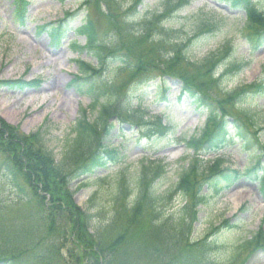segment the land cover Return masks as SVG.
Here are the masks:
<instances>
[{
	"label": "rangeland",
	"instance_id": "obj_1",
	"mask_svg": "<svg viewBox=\"0 0 264 264\" xmlns=\"http://www.w3.org/2000/svg\"><path fill=\"white\" fill-rule=\"evenodd\" d=\"M22 1L25 3L27 21L23 26H19L13 20L14 0H0V148L4 149H0V232L10 233L0 246L13 248L21 243L27 245L20 238L24 234L22 232L26 231L29 220H35L39 237L48 224V230L51 229L47 220L40 222V214L43 213L47 202L52 200L62 206V201L66 200V194L63 193L65 188L67 194L72 195L71 200L75 208L83 211L92 208L88 211L95 215L94 228L104 227L105 238L122 235L123 243H131L123 249L126 255L116 258V262L125 264L130 261H142L140 259L143 254L134 252L137 249L133 244L135 235L148 227V212L143 210L139 212L140 215L137 213V216L123 213L119 221L106 223L112 211L109 202L116 193V181L123 183L131 194L136 189L134 175L144 165V160L162 161L167 166V174L159 184V191L171 188L189 159L187 155L190 152L184 147L183 138L188 139L192 133L198 132L204 124L205 116L197 113L186 101L176 102L175 97L180 90L178 80L177 82L167 79L170 90L166 93L161 90L157 98L154 97L156 90L153 87L148 90L140 86L138 90L141 91L133 92L132 85L143 72L116 71V64L112 61L108 63L109 69L101 68L92 73L93 79L85 82L75 80L76 75L80 76L78 61L92 62L91 66L95 65L89 51H81L72 45V42L76 41L80 48L86 42L83 35L77 36L75 33L85 18V13L79 10L81 0ZM98 1H89L86 16L100 43H106L100 49L105 57L122 52L130 54L132 58L131 53L149 50L146 43H142L139 48L132 47L138 44L131 34L135 32L133 27L140 25L130 28L125 21L126 18L132 19L131 10L128 9L132 4L130 0H124L122 7H116L117 5L112 3L109 8L106 6L110 3L108 0ZM252 1L260 12L264 13V0ZM162 9L163 0H142V4L136 8V14L146 17L159 13ZM66 15H73L68 18L67 24L65 22L69 25L67 32L59 45H52L44 27L66 19ZM209 16L218 22L216 31L207 37L193 40L188 56L192 60H200L209 53H218L225 43L233 49L228 59H222L217 64L215 77L220 74L224 76L215 86L210 82L213 71L203 74L207 83L212 84V91L209 88V92H215V97L212 94L210 97L214 100L217 98L212 104L227 114L237 115L240 107L234 104L235 96L231 93L235 90L239 93L243 87L264 79V39L259 45L254 43L253 37L248 38L245 34L247 32L243 27L246 18L244 13L231 10L226 4L214 0H191L187 7L168 19L164 28L173 29L172 39L192 38L197 23L200 24ZM138 19L139 17L136 18ZM102 34H115L113 42H106ZM141 62L148 63L145 59ZM34 80L40 82L38 87H12ZM89 95L97 97L100 105L114 102L107 118L108 123L112 125L111 134L104 145L118 148L121 152L120 159L115 165L109 164L106 169L96 170L91 180L84 177L71 182L70 175L78 163L73 166L63 163L64 166H61L60 162L65 143L73 137L71 134L76 121L83 117L89 122H95L97 119L99 106H88L91 101ZM134 95H142L143 99L138 101ZM250 102H253V105L245 107V111L262 129L257 133L261 147L256 153L261 163L258 167L261 170L258 174L261 178L264 175V98H255ZM117 116L128 123H121ZM156 118L161 119L160 129L167 125L169 132L147 137L144 131L140 130L141 127L136 125L141 121L154 122ZM36 134L42 139L41 147L34 143L33 135ZM215 156L223 157L225 166L230 165L234 170L241 171L252 165L248 153L241 151L238 143L218 151ZM214 158V154L207 151L204 162ZM19 163H25L26 167L20 168ZM29 163L32 168L37 167L34 168L35 171L28 167ZM243 174L245 175L237 181L219 189V196L211 208L206 204L193 207V239H201L225 221L229 227L235 225L217 233L209 258H199L197 264H264L262 246L239 251V246L244 240L250 239L258 232L264 234V192L261 191L256 178L246 172ZM8 175L15 177L14 180L13 177L11 179L13 182L8 180ZM96 177L100 179L93 182ZM12 183L16 187H12ZM206 191L204 187L202 195H205ZM93 194L97 196L89 206L87 201ZM216 194V191L208 192L207 196H211L208 199H213ZM185 199L175 193L163 205L164 213L179 210L190 203L191 196ZM68 226L67 221L58 222L55 225L57 233L53 236L60 239V243H55V238L50 237L51 240L45 245L47 247L37 250L35 256L44 258L43 264H59L54 259L57 255L55 257L51 250L54 243L56 248L58 246L57 253L61 254L63 264H78V258L82 260V250L75 248L76 245L78 248L81 245L73 239L69 241L70 235L66 233ZM46 238L48 237L44 239ZM84 253L89 254L88 249ZM129 255L135 258L131 260ZM29 256L25 258L30 259ZM75 259L77 262H74ZM149 260L146 264H160L153 262V259ZM24 261L25 259H22V262Z\"/></svg>",
	"mask_w": 264,
	"mask_h": 264
},
{
	"label": "trees",
	"instance_id": "obj_2",
	"mask_svg": "<svg viewBox=\"0 0 264 264\" xmlns=\"http://www.w3.org/2000/svg\"><path fill=\"white\" fill-rule=\"evenodd\" d=\"M59 2L64 0H57ZM90 0H81L79 10L85 13V18L78 28L76 35H83L86 39L83 47H77L81 51H89L95 60V65L91 66L92 62H80L78 61V71L80 76H75L77 81H89L93 79V74L99 71V69H109V62L115 63L114 69L116 71H136L143 72V74L137 77V80L132 85V91H141L140 86L145 89H151L152 87L156 90L154 97L157 98L162 90L164 93L170 90L166 79L178 80L180 82V90L175 97L176 102L183 103L188 102L189 106L195 108L196 112L204 115L205 121L202 128L198 132L192 133V135L185 139L183 138L184 147L190 152L187 156L189 159L185 168L177 175L175 184L168 190L162 192L159 191V184L166 177L167 166L162 161H151L146 160L144 165L139 171H136L134 175V181L136 189L131 192L128 191L123 183L117 182L116 193H114L110 200L109 219L107 224L117 222L123 216L135 215L139 212L146 211L150 216L148 227L144 230H140L135 235L136 249L134 252L137 254L142 253L143 256L140 260L142 261H130L125 264H146L147 261L153 259V262L160 264H197V259L204 258L207 260L210 253L214 249L213 239L220 231H226L235 227V225L229 227L228 222L225 221L220 227L213 228L207 235L201 239L192 238V211L194 206L200 204H206L209 208L215 205L216 198L219 196V189H222L223 185L229 186L231 183L237 181L242 176L250 174L253 178H256L260 189L264 192V175L260 178L258 167L260 166L259 156L256 155L257 151L260 150V142L258 132L262 129L257 126L250 116L245 111V107L252 106L251 100L255 98H264V79L257 80L250 84L248 87L235 90L231 93L235 96L236 101L234 104L239 105L238 113L227 114L219 107L212 104L217 98H211L210 94L215 97V92H209L212 84H208L204 74L213 71L211 74V83L220 81L224 74L216 76L217 64L220 60H226L231 56L233 49H231L226 43L218 51V53H209L200 60H192L188 56L189 46L193 40L201 37H207L216 31L218 22L213 17L209 16L200 24L197 23L194 28V37L182 38L183 40L172 39L171 36L174 34L173 29L164 28L166 24L178 11L187 7L191 0H163V9L159 13H153L149 16L142 17L136 14L137 6L142 4V0H130L132 4L128 6L131 10V18L127 19L126 23L129 24L130 28L133 25H140L137 28L133 27L131 34L138 41V44L132 46L139 48L142 43H146L149 50H141L135 54L131 53L132 58L126 53H117L114 56L105 57L101 50L106 43H100L99 37L95 32L91 22L87 19L88 6ZM98 1V0H96ZM100 1V0H99ZM98 1V2H99ZM109 4L107 8L113 3L116 7H122L121 4L124 0H108ZM217 3L226 4L231 10L242 11L245 15L244 30L248 38L254 39V43L261 42L264 39V13L256 7V4L252 0H214ZM22 0H14L15 12L13 20L19 26H23L27 18L25 17V3ZM101 2V1H100ZM83 4V5H82ZM126 4V3H125ZM127 5H129L127 3ZM131 7V8H129ZM213 13V12H212ZM87 14V16H86ZM214 16L216 15L213 13ZM73 15H66V19L53 23L49 26L44 27L51 40L52 45H59L62 38L67 32L68 26L67 20ZM136 20V18H138ZM135 18V20H134ZM201 19V18H199ZM136 21V22H134ZM139 21V23H137ZM66 22V24H65ZM139 28V29H138ZM113 32V30H112ZM111 32V33H112ZM115 33L117 30L114 31ZM108 33V32H107ZM135 33V34H133ZM106 42H113L115 34L110 36L108 34H102ZM76 41H73V46L76 45ZM105 44V45H103ZM77 46V45H76ZM75 46V47H76ZM123 56H121V54ZM147 60L148 63L141 62ZM111 62V63H112ZM91 71V73H90ZM204 73V74H203ZM8 84V83H7ZM12 84V83H10ZM40 82L34 80L26 84L13 85L12 87L23 88L24 86L38 87ZM75 84V81L73 82ZM72 84V85H73ZM216 87H214L215 89ZM212 91V88H211ZM209 92V93H208ZM91 94V91L89 92ZM90 96V95H89ZM136 99L142 100V95H134ZM90 108L99 106V114L95 122H89L83 117L74 124L72 129L73 137L65 143V149L62 154L61 166L63 163H69V166L78 165L74 172L70 175V181H78L84 177H89L90 180L94 176L96 170L106 169L109 164L115 165L120 159V150L114 148L112 145H104L105 140L110 136L112 125L108 123L107 118L109 117L111 105H100L97 97L90 96ZM140 108V105L138 106ZM110 113V114H109ZM136 113V112H135ZM132 115V114H131ZM116 117V116H115ZM119 117V118H118ZM121 123H128L126 120L117 116ZM143 116H140L142 119ZM160 118H156L154 122L141 121L136 124L140 130L147 137H153L162 135V132H169L167 125L160 129ZM133 124V123H130ZM34 143L39 147L42 146V139L38 134L33 135ZM238 143V147L241 151L248 153L249 160L252 161L250 167L244 170H234L230 165L225 166V159L221 156L215 157L212 160H206L204 162L205 153L217 151L228 147L231 144ZM2 151H4L3 148ZM205 163V164H203ZM28 167H31L35 171L34 166L29 163ZM19 167L24 169L25 163H19ZM10 175V174H9ZM8 175V180L11 181L15 177ZM96 177L93 182L99 180ZM13 180L11 182H13ZM161 182V183H160ZM12 187L14 184L12 183ZM205 187L207 190L205 195H202V189ZM47 190V189H46ZM179 191V192H178ZM216 191L217 194L212 199H208L211 196H207L208 192ZM63 193L66 194V200L62 201V206L59 203L52 200L47 202L48 204L43 208V213L40 214V222L43 223V219L47 220L51 224V229L47 228L44 232H40L37 236V227L35 220L28 221L26 225V231L21 236V240L25 244H20L17 247L9 248L6 246H0V264H37L45 263V259L40 256H35L38 249L44 250L46 248V242L49 241L50 237H54V233H57L55 227L58 222L67 221L69 225L67 228V235H70L69 241L75 240L79 245L75 248L82 250V260L78 258L74 260L78 264H123L116 262V258L124 257L125 247L128 243H123V236L116 235L115 237H104V227L95 229L96 218L94 214H90L87 209L83 211L74 207L71 200L70 193L67 194L65 188ZM180 194L183 200L191 196L190 203L181 207L175 212L168 214L164 213V206L167 201L174 194ZM96 194H93L87 201V205L91 206ZM208 200V201H207ZM144 208V209H143ZM92 209V208H91ZM100 210L98 209L97 212ZM138 213V214H137ZM99 215V213H97ZM140 215V214H139ZM66 217V219H65ZM110 227V225H109ZM36 229V230H35ZM110 229H112L110 227ZM77 231L79 235H77ZM91 232V234H89ZM109 233V232H107ZM10 233L1 231L0 232V243L8 238ZM33 234V235H32ZM124 234V233H122ZM45 237H48L44 239ZM73 237V238H72ZM75 237V238H74ZM55 243H60V239L54 237ZM19 239V241H20ZM51 240V239H50ZM21 242V241H20ZM52 248V252L55 253L54 258L57 263L63 264V258L60 253H57V248ZM127 245V246H126ZM262 246V247H261ZM250 247H261L264 248V234L258 232L250 239L244 240L240 246L241 249ZM88 249L89 254L84 253ZM84 250V251H83ZM30 255V259L25 257ZM131 260L135 256H130ZM148 257V258H147ZM22 259H25L22 262ZM49 262V260H48ZM124 262V261H123ZM135 262V263H134ZM204 263V262H203ZM200 263V264H203Z\"/></svg>",
	"mask_w": 264,
	"mask_h": 264
}]
</instances>
